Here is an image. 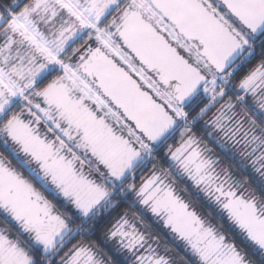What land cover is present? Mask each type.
<instances>
[{
  "label": "snow or ice",
  "instance_id": "6c2138e0",
  "mask_svg": "<svg viewBox=\"0 0 264 264\" xmlns=\"http://www.w3.org/2000/svg\"><path fill=\"white\" fill-rule=\"evenodd\" d=\"M153 218L264 264V0H0V264H178Z\"/></svg>",
  "mask_w": 264,
  "mask_h": 264
},
{
  "label": "flooded vegetation",
  "instance_id": "af4514ba",
  "mask_svg": "<svg viewBox=\"0 0 264 264\" xmlns=\"http://www.w3.org/2000/svg\"><path fill=\"white\" fill-rule=\"evenodd\" d=\"M210 147H211V145H210ZM238 175H239V174H238ZM190 199H191L192 202L195 204V206L198 208V210H200L201 212L207 211V213H208V212L210 211V209H208L206 206H204L203 201L197 199L195 195H192V196L190 197ZM151 220H152V221H151L152 223L149 225V227H150V229H151V231H152V235H153V236H159V237H161L160 235H161L162 232L158 229V226H159V225L162 226V224H160V223H158V222H155L154 218L151 219ZM163 229H164V228H163ZM165 230H166V231H165ZM164 231H165L166 233H168V235L165 234V233L163 232L162 234H165V235L162 236L163 240H161V242H162V243H166L169 249H173V250H174V246H175V245L173 246L174 242H173V240H172V238H171L170 233L168 232L167 229H164ZM180 251H181V250H180ZM181 253H182V252H181ZM184 253H185V252H184ZM184 253H182V255H184ZM109 255H111V253H109Z\"/></svg>",
  "mask_w": 264,
  "mask_h": 264
},
{
  "label": "rangeland",
  "instance_id": "374dc122",
  "mask_svg": "<svg viewBox=\"0 0 264 264\" xmlns=\"http://www.w3.org/2000/svg\"><path fill=\"white\" fill-rule=\"evenodd\" d=\"M152 220L151 219H149L148 221H147V223H148V225H150L152 222H151ZM158 229L163 233H165V234H167L168 235V233H166L164 230H163V228H162V226H158ZM162 233H161V236H162ZM174 245H175V247H178L177 249H175V252L176 253H178V256H186V253H184V250H183V248H182V246L180 245V243H178V244H175V242H174ZM181 250V251H180ZM184 253V255H182V253ZM174 257V256H173ZM178 259H180V257H176V260H177V262L179 263L180 261L178 260Z\"/></svg>",
  "mask_w": 264,
  "mask_h": 264
},
{
  "label": "trees",
  "instance_id": "16d2710c",
  "mask_svg": "<svg viewBox=\"0 0 264 264\" xmlns=\"http://www.w3.org/2000/svg\"><path fill=\"white\" fill-rule=\"evenodd\" d=\"M202 214L207 215L208 213H207V211H204V212H202ZM212 222H213V223H217V220L214 219ZM162 228H163V227H162ZM163 230H164V229H163ZM163 235H165V234H162V236H163ZM160 236H161V235H160ZM162 236L160 237L161 240H163ZM178 243H180V242H175V244H178ZM173 246H174V244H173ZM177 248H178V247H175V246H174V250H173V249H170L171 251L169 252V255H170V256H174L175 258H176V257H180V259H178L179 261H180L182 258H183V259H189V260L191 259V258L188 257L187 255H186V256H183V257H182V256H178V253L175 252V249H177ZM178 264H179V263H178Z\"/></svg>",
  "mask_w": 264,
  "mask_h": 264
},
{
  "label": "water",
  "instance_id": "95a60500",
  "mask_svg": "<svg viewBox=\"0 0 264 264\" xmlns=\"http://www.w3.org/2000/svg\"><path fill=\"white\" fill-rule=\"evenodd\" d=\"M163 227V226H162ZM165 229V228H164Z\"/></svg>",
  "mask_w": 264,
  "mask_h": 264
}]
</instances>
